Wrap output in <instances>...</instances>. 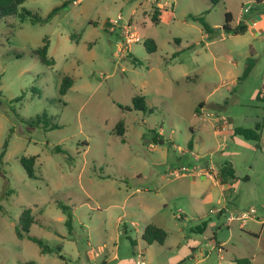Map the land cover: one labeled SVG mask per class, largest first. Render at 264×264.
<instances>
[{
	"label": "rangeland",
	"instance_id": "rangeland-1",
	"mask_svg": "<svg viewBox=\"0 0 264 264\" xmlns=\"http://www.w3.org/2000/svg\"><path fill=\"white\" fill-rule=\"evenodd\" d=\"M75 1L20 6L40 18L59 7L46 22L0 18V264H135L138 253L145 264H264V6ZM226 14L231 28L248 30L222 31ZM201 16L216 29L210 39L191 19ZM118 17L136 40L126 50L123 29L111 31ZM44 41L52 67L33 54ZM248 58L252 71L237 81ZM64 77L72 86L61 95ZM42 114L57 128L27 124ZM257 122L259 146L233 135ZM21 157L36 159L35 178ZM226 162L235 181L223 196L214 182ZM222 206L226 215L254 210L253 219L210 213ZM27 208L29 235L46 251L16 236ZM148 225L166 232L162 245L143 241Z\"/></svg>",
	"mask_w": 264,
	"mask_h": 264
},
{
	"label": "trees",
	"instance_id": "trees-1",
	"mask_svg": "<svg viewBox=\"0 0 264 264\" xmlns=\"http://www.w3.org/2000/svg\"><path fill=\"white\" fill-rule=\"evenodd\" d=\"M25 1L26 0H0V18H7V17L18 15L20 18H24V17L30 18L32 23L46 22L54 14H56V12L59 10V7L54 8L50 12V14L45 18L37 17L35 14H32L29 11H25L24 9H21V12L18 13V11H20V6ZM209 1L211 4V7H213L217 5L220 0H209ZM255 2L258 5L264 6V0H255ZM64 5L66 4L64 3L62 7ZM151 14H152L151 16L152 23L154 25H157L159 23L160 9L155 7L154 11L151 12ZM191 19L201 24L208 39L214 36L216 29L211 28L205 22L202 16L201 17H191ZM230 20H231L230 15L226 14L225 19H224V24L221 27L222 31H224L225 33L236 36V35H242L247 31L246 24L242 22H239L235 28H231L229 25ZM144 45H145L146 50L150 53L154 52L156 49L155 43L151 40L147 41ZM48 47H49L48 41H44V44L40 48L33 51V54L38 58L41 64L47 67H52L54 64V61L52 58L48 57ZM132 60L134 64H138L135 58H132ZM253 66H254L253 59L248 58L246 60V65L244 67L243 74L238 78V81H241L245 79L246 77H248V75L252 71ZM71 86H72V79L69 77H64L60 84V89H59L60 94L64 95L67 92V90L71 88ZM139 104H142L141 98H135L133 101L134 107H138ZM43 119L46 120L45 123H42ZM47 121H48V118L46 114H42L41 116H37L34 120L28 121L27 124L31 127H39L42 124V127L45 131L53 130L57 128L56 125H52V124L49 125ZM262 129H263V122H257L255 123L253 128H234L232 132L234 136L241 137L246 141H252L257 146H259L262 141ZM156 142L160 143L158 140ZM6 147H7V142H5L4 144V148L1 153L0 159L3 157ZM53 152L62 153V154L65 153L63 150H61L58 147L54 148ZM35 160L36 159L34 157H21L19 160L21 166L26 171L29 178H35V174H34ZM218 175H219V181L223 185H226L229 180L235 181L234 170L232 168V165L229 162L224 163L219 168ZM0 209H1V206H0ZM33 223H34V217L32 215L31 209L29 208L24 209L20 215L18 225L15 227L16 236L20 239L27 238L33 243L43 246L41 243V240L29 235V232H30V229ZM166 237H167V234L163 229L155 227L153 225L146 226L142 234L143 241L148 245H151L153 243L162 245L165 242ZM46 250L47 249L43 246V251H46ZM234 262L236 264H251V262L248 259H235Z\"/></svg>",
	"mask_w": 264,
	"mask_h": 264
},
{
	"label": "built area",
	"instance_id": "built-area-1",
	"mask_svg": "<svg viewBox=\"0 0 264 264\" xmlns=\"http://www.w3.org/2000/svg\"><path fill=\"white\" fill-rule=\"evenodd\" d=\"M81 0L75 1L74 3H79ZM248 10L245 9V12H247ZM112 24V28L111 31H113L115 28H120L121 30L123 29V35H122V41L120 43V46L123 47L124 49L122 50H126V46H128V44L135 42V37L132 35V33L130 32V28H129V24H124L122 23V18L118 17L116 20L111 22ZM183 172H187L186 169H183ZM253 214H254V210H249L248 212H243L238 214V216L233 217L230 216L228 218V221H232L234 219H237L239 221H244L246 219H250L253 218ZM132 225H134L132 223ZM137 264H145L143 259H141V256H139V260L137 262Z\"/></svg>",
	"mask_w": 264,
	"mask_h": 264
},
{
	"label": "crops",
	"instance_id": "crops-1",
	"mask_svg": "<svg viewBox=\"0 0 264 264\" xmlns=\"http://www.w3.org/2000/svg\"><path fill=\"white\" fill-rule=\"evenodd\" d=\"M215 28V27H214ZM247 30H248V27H247ZM237 81H238V79H237ZM214 184H217V185H219L220 186V190L222 191V193H223V196H227L228 194H229V190H226L225 189V185H223V184H221L220 183V181H219V179L217 180V181H215L214 182ZM211 212L210 213H212V214H215V215H217L218 217L219 216H226V219H227V221H228V218L230 217V216H235L234 215V213H230L229 215H226V213L228 212L227 211V208H226V206H222V207H220V208H218L217 210H210ZM221 213V214H220ZM236 214V216H238V214H240L239 212L237 213H235ZM235 216V217H236ZM253 218H250V220H252ZM233 221V220H232ZM232 221H229V222H227V223H230V222H232ZM239 221V220H238ZM262 222H264V220L262 221ZM243 226V224H241V227ZM219 246H221L222 244H218ZM218 246V247H219ZM220 248V247H219ZM139 256H141V259H144L143 258V255H142V253H138L137 254V258H138V260H139ZM138 260L135 262V264H137V262H138ZM144 261V260H143ZM144 263H145V261H144Z\"/></svg>",
	"mask_w": 264,
	"mask_h": 264
}]
</instances>
